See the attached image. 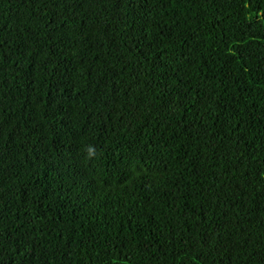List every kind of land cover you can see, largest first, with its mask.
I'll return each instance as SVG.
<instances>
[{
    "label": "trees",
    "instance_id": "1",
    "mask_svg": "<svg viewBox=\"0 0 264 264\" xmlns=\"http://www.w3.org/2000/svg\"><path fill=\"white\" fill-rule=\"evenodd\" d=\"M0 264H264V0H0Z\"/></svg>",
    "mask_w": 264,
    "mask_h": 264
}]
</instances>
